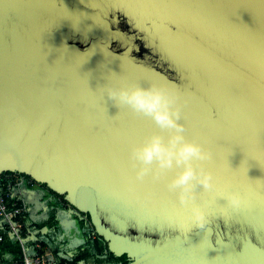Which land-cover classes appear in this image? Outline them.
Segmentation results:
<instances>
[{
	"label": "water",
	"instance_id": "obj_1",
	"mask_svg": "<svg viewBox=\"0 0 264 264\" xmlns=\"http://www.w3.org/2000/svg\"><path fill=\"white\" fill-rule=\"evenodd\" d=\"M137 84L174 96L212 153L193 162L217 189H197L203 229L167 188L182 169L135 178L131 149L169 132L102 87ZM3 172L63 196L128 264H264V0H0Z\"/></svg>",
	"mask_w": 264,
	"mask_h": 264
},
{
	"label": "clouds",
	"instance_id": "obj_2",
	"mask_svg": "<svg viewBox=\"0 0 264 264\" xmlns=\"http://www.w3.org/2000/svg\"><path fill=\"white\" fill-rule=\"evenodd\" d=\"M102 91L117 108L127 106L133 114L150 117L160 129L169 132L167 141L161 135L153 134L143 144L131 149L130 159L133 167L137 168L135 178L143 181L145 176L151 174L152 180L158 181L173 166L182 169L168 182L167 188L177 194L182 208L190 209L189 231L203 229L204 211L194 203L197 189L202 188L206 192H215L217 189L211 172L199 164L194 168L193 162L211 161L212 153L201 144L185 138L186 129L179 123L181 110L176 98L160 88L142 87L138 84L120 88L103 86ZM218 196L233 209H240L246 204L245 197L238 192L218 193ZM168 220L171 223L172 217Z\"/></svg>",
	"mask_w": 264,
	"mask_h": 264
},
{
	"label": "trees",
	"instance_id": "obj_3",
	"mask_svg": "<svg viewBox=\"0 0 264 264\" xmlns=\"http://www.w3.org/2000/svg\"><path fill=\"white\" fill-rule=\"evenodd\" d=\"M4 191L5 188L1 184L0 194L4 193ZM47 196L48 198H45L46 202L55 208L62 207V203L68 204L63 196H58L51 191H48ZM58 198L59 201H57ZM6 200L10 206L13 197L7 198ZM81 215L84 214L81 213ZM84 216L86 218L81 217L77 220L81 226L88 229L87 232L82 233L84 241L70 254L69 258H66L59 255V250L63 247L59 241L56 242L55 240V231H58V224H56L54 217H47L46 219L35 221L31 218L30 212L20 213L14 219L22 224L18 232V237L10 236L0 226V264H11L9 262L10 260L16 261L15 264H23V250L27 255L35 252L41 254L45 250H48L53 255L56 264H128L131 261L130 257L126 254L114 255L108 250L107 243L102 237L97 234L92 237L93 228L89 223V216ZM66 251V249L63 250V252Z\"/></svg>",
	"mask_w": 264,
	"mask_h": 264
},
{
	"label": "built area",
	"instance_id": "obj_4",
	"mask_svg": "<svg viewBox=\"0 0 264 264\" xmlns=\"http://www.w3.org/2000/svg\"><path fill=\"white\" fill-rule=\"evenodd\" d=\"M1 184L4 186L5 191L0 194V226L7 231V233L16 236L22 224L14 219L17 215L26 210V203L21 192L24 191L26 187L41 188L42 185L35 182L31 177L17 172L0 173V185ZM46 191L49 190L46 188ZM10 197H13V201H11L9 206L6 199ZM84 218L86 217L84 216ZM22 261L23 264H53L54 257L51 252L50 255L36 252L24 256ZM15 263L16 261H14V264Z\"/></svg>",
	"mask_w": 264,
	"mask_h": 264
},
{
	"label": "crops",
	"instance_id": "obj_5",
	"mask_svg": "<svg viewBox=\"0 0 264 264\" xmlns=\"http://www.w3.org/2000/svg\"><path fill=\"white\" fill-rule=\"evenodd\" d=\"M21 193H22V197L26 203V210L24 212H27V213L30 212V216L33 220L40 221V220L46 219L47 217H54L56 220V224H58V229L61 230L60 234L63 235L64 232L62 229V223H63L62 220L63 219H70L69 222L71 224V227L68 228V230H65V232H68V231L71 232L70 234L73 235V237H74L73 239L79 240L77 242V244L74 245L75 249L83 243L84 240L82 238L83 237L82 232L79 234L76 232L78 229V226H76V224L78 223L77 220L81 217H84L83 215H81V217H79V215H77V214H74V215L70 214V218H69L67 216V211H66V213L65 212H59L56 209L57 207L55 208V207H53V205L50 206V204H48L46 201L43 203L40 198L43 199V196L48 194V191H46L43 188L26 187V189H24V191H22ZM31 197L32 198L35 197V199L31 200L30 199ZM58 199H57V201H59ZM37 204H39L40 207H36ZM50 208H53L55 210L54 211L55 213L50 212L51 211ZM59 213H61V215ZM10 236L18 237V235L14 236L11 234H10ZM93 236H95V234L92 232V237ZM37 248H38V245H37ZM43 253L45 255H50V251H48V250H45ZM26 255L27 254L23 250V256H26ZM9 262L11 264H14L13 260H10ZM53 264H56L55 260L53 261Z\"/></svg>",
	"mask_w": 264,
	"mask_h": 264
},
{
	"label": "rangeland",
	"instance_id": "obj_6",
	"mask_svg": "<svg viewBox=\"0 0 264 264\" xmlns=\"http://www.w3.org/2000/svg\"><path fill=\"white\" fill-rule=\"evenodd\" d=\"M44 189H46V188H44ZM33 199H35V197H33ZM36 207H40V205L37 204ZM56 209L59 212H65L66 213V211H67V216L69 218H70V214H72V215L77 214V215H79V217H81L80 213H78L76 210H74L73 208L68 206L66 203H64V204L62 203V207H58ZM50 210H51L50 212L55 213L54 212L55 210L53 208H50ZM59 214L61 215V213H59ZM69 220L70 219H63L62 220L63 221L62 229H63V232H64L63 235L60 234L61 230L58 229V231H55V236H56L55 240H56V242L59 241L60 244L63 247L62 249L59 250V255L63 256V257H66V258H69L70 254H72L75 251V246L74 245L77 244V242L79 241V240L73 239L74 237H73V235L70 234L71 232H69V231L65 232V230H68V228L71 227V224H70ZM76 226H78V229L76 231L78 234L81 233V232L84 233V232L88 231V229L86 227L81 226V224H79V223H77ZM64 249H66L67 251L63 252Z\"/></svg>",
	"mask_w": 264,
	"mask_h": 264
},
{
	"label": "flooded vegetation",
	"instance_id": "obj_7",
	"mask_svg": "<svg viewBox=\"0 0 264 264\" xmlns=\"http://www.w3.org/2000/svg\"><path fill=\"white\" fill-rule=\"evenodd\" d=\"M41 188H43L44 189V186H42ZM46 190V189H45ZM45 198H48V196L47 195H45L44 197H43V199L42 198H40L41 200H42V202L44 203L46 200H45ZM32 200H33V198H31ZM67 204V203H66ZM68 205V204H67ZM69 206V205H68Z\"/></svg>",
	"mask_w": 264,
	"mask_h": 264
}]
</instances>
